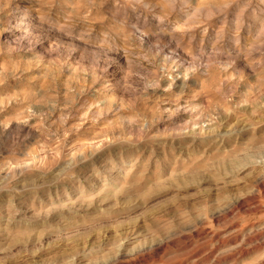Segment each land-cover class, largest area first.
Returning a JSON list of instances; mask_svg holds the SVG:
<instances>
[{"label":"rangeland","instance_id":"obj_1","mask_svg":"<svg viewBox=\"0 0 264 264\" xmlns=\"http://www.w3.org/2000/svg\"><path fill=\"white\" fill-rule=\"evenodd\" d=\"M264 264V0H0V264Z\"/></svg>","mask_w":264,"mask_h":264},{"label":"bare ground","instance_id":"obj_2","mask_svg":"<svg viewBox=\"0 0 264 264\" xmlns=\"http://www.w3.org/2000/svg\"><path fill=\"white\" fill-rule=\"evenodd\" d=\"M70 264H72V263H70Z\"/></svg>","mask_w":264,"mask_h":264}]
</instances>
